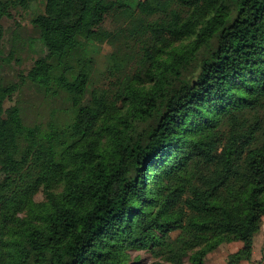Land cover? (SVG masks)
<instances>
[{
  "label": "trees",
  "instance_id": "trees-1",
  "mask_svg": "<svg viewBox=\"0 0 264 264\" xmlns=\"http://www.w3.org/2000/svg\"><path fill=\"white\" fill-rule=\"evenodd\" d=\"M34 1L0 0V41L3 19ZM32 22L47 53L0 85V264H129L132 249L205 264L234 241L227 264L250 261L264 218V0H45ZM129 41L146 78L121 79L115 50L122 89H91L95 48ZM26 79L64 95L70 118L27 124L5 107Z\"/></svg>",
  "mask_w": 264,
  "mask_h": 264
},
{
  "label": "rangeland",
  "instance_id": "rangeland-1",
  "mask_svg": "<svg viewBox=\"0 0 264 264\" xmlns=\"http://www.w3.org/2000/svg\"><path fill=\"white\" fill-rule=\"evenodd\" d=\"M45 0H35L30 8L23 9L16 7L13 9L12 17H5L3 24L5 34L0 41V85H9L20 81L32 68L35 61L47 53L41 39V32L32 20L44 12ZM105 27L113 28L112 20L109 18ZM190 40L184 41L187 44ZM122 47H114L109 42L100 44L93 51L95 59V70L92 75L91 89L105 91L112 98L115 97L119 89H122L121 76L128 79L129 84L134 81L138 72L143 74L152 68V65L141 61L142 43L123 42ZM180 47L181 44H178ZM166 49V48H165ZM116 50V54L126 56V67L121 79L113 75L109 67L111 65L110 55ZM134 78V79H133ZM136 80V79H135ZM139 83V80H136ZM18 104L22 109V114L27 124L46 123L55 116L61 122L66 121L72 115L70 103L65 96L54 97L46 93L38 85L26 79L21 89L14 95L12 100L5 102V107ZM36 201L44 200V193L41 191L35 196ZM254 252L250 261L243 264H260L264 246V218L260 229L255 233ZM243 247L241 241L225 242L215 251L209 253L205 259V264H227L228 261ZM129 264H172L162 257H156L148 249H132L130 251ZM184 264H192L188 259Z\"/></svg>",
  "mask_w": 264,
  "mask_h": 264
},
{
  "label": "crops",
  "instance_id": "crops-1",
  "mask_svg": "<svg viewBox=\"0 0 264 264\" xmlns=\"http://www.w3.org/2000/svg\"><path fill=\"white\" fill-rule=\"evenodd\" d=\"M255 245V244H254Z\"/></svg>",
  "mask_w": 264,
  "mask_h": 264
}]
</instances>
